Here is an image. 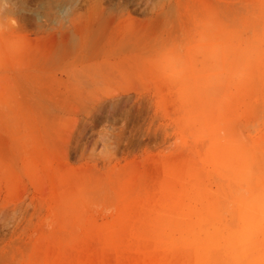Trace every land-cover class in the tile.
<instances>
[{
    "label": "rangeland",
    "instance_id": "1",
    "mask_svg": "<svg viewBox=\"0 0 264 264\" xmlns=\"http://www.w3.org/2000/svg\"><path fill=\"white\" fill-rule=\"evenodd\" d=\"M12 16L18 35H0V264H116L105 226L130 212L142 230L146 212L179 211L198 183L225 214L210 133L261 142L264 0H16ZM234 85L250 93L235 98Z\"/></svg>",
    "mask_w": 264,
    "mask_h": 264
},
{
    "label": "bare ground",
    "instance_id": "2",
    "mask_svg": "<svg viewBox=\"0 0 264 264\" xmlns=\"http://www.w3.org/2000/svg\"><path fill=\"white\" fill-rule=\"evenodd\" d=\"M245 92L250 93L246 88L238 90L236 85L231 90V94L237 97ZM229 128L220 126L211 131L209 150L211 169L225 173L228 179L229 190L221 191L223 201L227 202L225 214L220 213L219 204L217 207L198 183L194 185L195 190L183 196L179 194L193 204L183 206L179 197L182 207L179 211L169 210L166 204L162 209L155 204L154 209L158 210L151 212L149 209L151 213L144 211L153 213V217L148 216L142 230L135 226L136 220L130 218V212L127 214L129 219L124 218L126 215L123 218L119 216V219L131 223L118 219V226L107 224L102 231L107 233L108 241L116 248V264H264V159L255 154L258 150L264 151V134L261 142L255 145L256 140L254 143L245 141ZM173 196L171 200L176 201V196ZM242 199L252 210L259 211L261 221L255 223L246 217L239 202ZM192 216L195 223H187ZM143 250L145 252H141Z\"/></svg>",
    "mask_w": 264,
    "mask_h": 264
},
{
    "label": "clouds",
    "instance_id": "3",
    "mask_svg": "<svg viewBox=\"0 0 264 264\" xmlns=\"http://www.w3.org/2000/svg\"><path fill=\"white\" fill-rule=\"evenodd\" d=\"M15 7L16 0H0V35L5 32L13 36L18 35L14 30V25L18 27V22L12 16ZM19 42L23 43L22 40Z\"/></svg>",
    "mask_w": 264,
    "mask_h": 264
}]
</instances>
